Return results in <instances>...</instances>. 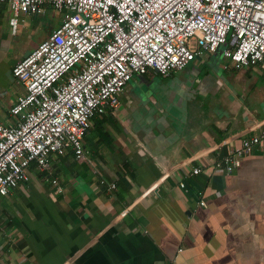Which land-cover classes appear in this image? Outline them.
Masks as SVG:
<instances>
[{
    "label": "crops",
    "instance_id": "crops-1",
    "mask_svg": "<svg viewBox=\"0 0 264 264\" xmlns=\"http://www.w3.org/2000/svg\"><path fill=\"white\" fill-rule=\"evenodd\" d=\"M40 14L11 33L12 11L0 6L2 125L17 122L9 109L24 93L11 68L36 44L10 51ZM221 51L168 76H133L119 106L93 117L84 157L31 164L28 180L0 195V264H264V145L213 172L264 126V70L236 69Z\"/></svg>",
    "mask_w": 264,
    "mask_h": 264
},
{
    "label": "built area",
    "instance_id": "built-area-1",
    "mask_svg": "<svg viewBox=\"0 0 264 264\" xmlns=\"http://www.w3.org/2000/svg\"><path fill=\"white\" fill-rule=\"evenodd\" d=\"M3 4L12 11L11 33L23 16L38 15L46 6L58 9L61 19L11 68L24 93L9 109L17 122L0 124L2 196L28 180L31 164L45 170L51 155L68 150L84 157L93 117L119 106L134 75L153 69L168 76L220 48L236 69L264 70V0H0ZM263 145L264 126L215 160L213 172H232ZM200 172L198 165L188 175ZM52 184L61 191L56 179Z\"/></svg>",
    "mask_w": 264,
    "mask_h": 264
},
{
    "label": "rangeland",
    "instance_id": "rangeland-1",
    "mask_svg": "<svg viewBox=\"0 0 264 264\" xmlns=\"http://www.w3.org/2000/svg\"><path fill=\"white\" fill-rule=\"evenodd\" d=\"M60 19H61V12L58 9H55L50 6H46L45 12L38 16L37 25H35V27L37 28L35 34L28 35L24 33V36L26 35V38H27V39L24 38V41H23L24 44L20 45L19 48L16 47L15 49L11 50L10 54L17 55L21 53L20 50L31 48L34 44H37L38 42H40V40L43 39L44 37V31H46L47 32L46 35H48V33L53 28L59 25ZM190 65H191V62H189L186 67H189ZM134 77L128 82L129 84H132L134 82L135 80ZM141 78H144V77H141Z\"/></svg>",
    "mask_w": 264,
    "mask_h": 264
},
{
    "label": "trees",
    "instance_id": "trees-1",
    "mask_svg": "<svg viewBox=\"0 0 264 264\" xmlns=\"http://www.w3.org/2000/svg\"><path fill=\"white\" fill-rule=\"evenodd\" d=\"M147 73V71L145 72V74ZM143 75V74H142Z\"/></svg>",
    "mask_w": 264,
    "mask_h": 264
}]
</instances>
